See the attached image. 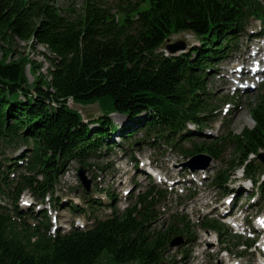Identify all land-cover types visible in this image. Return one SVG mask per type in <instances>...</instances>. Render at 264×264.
<instances>
[{
	"label": "trees",
	"instance_id": "trees-1",
	"mask_svg": "<svg viewBox=\"0 0 264 264\" xmlns=\"http://www.w3.org/2000/svg\"><path fill=\"white\" fill-rule=\"evenodd\" d=\"M52 1L0 0V144L20 150L15 158L0 160V197L14 206L0 204V264H97L103 255L112 264H163L171 238L188 240L193 226L178 214L166 227L154 225L157 206L166 198L154 184L122 211L86 196V208L71 205L70 210L84 213L92 225L67 232H50L47 210L22 209L18 197L28 191L37 203L48 195L56 200V184L71 162L86 171L99 167L139 131L147 143L154 137L187 156L205 152L222 159L224 167L211 183L223 192L231 172L241 166L255 185L264 172L257 159L264 153V89L249 107L251 128L228 130L210 142L198 143L195 135L218 107L207 89L208 69L230 52L249 17L264 21V6L258 0H122L119 19L91 0L81 12L63 14ZM180 32L193 34L199 44L165 54L166 38ZM16 39L47 50L45 74L29 62L31 82L26 56L18 53L16 60L6 61ZM69 99L97 102L108 111L85 120L68 107ZM114 112L126 115L131 126L116 124L110 117ZM228 148L233 155L223 159ZM9 172H19L13 187ZM257 187L264 198V182ZM107 208L111 212L99 218L97 213ZM199 227L214 231L226 245L250 246L216 219H205Z\"/></svg>",
	"mask_w": 264,
	"mask_h": 264
},
{
	"label": "rangeland",
	"instance_id": "rangeland-1",
	"mask_svg": "<svg viewBox=\"0 0 264 264\" xmlns=\"http://www.w3.org/2000/svg\"><path fill=\"white\" fill-rule=\"evenodd\" d=\"M259 1L264 6V0ZM84 2L85 0L52 1L54 5L60 8L61 14L66 13V11L81 12ZM91 2L109 8L116 17L121 18V14L117 10L124 4L122 0H91ZM243 27L241 33L235 37V40L231 41L232 46L229 54L217 62V65L214 64L211 69H208L207 89L211 93L214 103L219 108L217 110L214 109L216 111L213 110L214 112L209 117L211 118L214 115L212 120L199 131V135H195L198 143L201 141L210 142L213 138L223 135L228 130L239 133L244 127L251 128L254 124L249 114V107L262 94L264 74L258 75V81H256L255 76L250 72L251 66L256 61L255 58L251 62L245 63L242 61L244 57L242 54L246 49L245 43L249 40V42H252L256 38L250 37L249 33L257 31L259 27L264 33V22H259L249 17ZM178 41L185 44V50L182 52L187 51L193 45L199 44L198 39L191 33H173L166 38L162 45V50L168 53L167 45ZM12 47L13 52L7 55L6 61L16 60L17 56H19L18 53L26 56L28 63L24 69L28 82L33 81V75L29 70V62L35 61L40 65L39 71L43 74L46 73L48 63L43 55L47 54V50L44 47L32 41L23 42L17 39ZM250 48L254 49V47ZM178 53L181 52H176L175 54ZM241 67L245 68V70H242ZM244 71H247L251 77L248 79L246 77L242 80L234 77L235 75L242 76ZM241 85L252 86L253 89L243 90ZM67 104L68 107L79 112L85 119L95 118L108 111L106 105L100 106L97 102L83 105L74 103L69 99ZM111 117L119 126L125 122L124 117L118 114H114ZM153 138L149 139L152 142L147 143L145 142L147 138L139 131L132 139L123 142L122 148L115 147L114 153L109 158L100 160L98 162L99 167L95 164L91 165L87 171L88 178L91 180L87 194L97 199L112 201L113 198L110 199L109 195H107L109 193L114 196L113 203H117L116 207L123 209L136 198L138 193L144 192L150 184H156V180L160 179L158 177L153 179L147 175L145 169L150 164L161 175L162 179L166 180L164 182L160 179V187L165 190L166 198L157 206L159 216L154 225L158 228L162 225V227H166L172 222V215L178 214V216L183 215L193 226L190 230L192 235H188V240L184 237L183 242L179 246L169 248L165 254L163 264H259L263 262L262 251L256 254L255 249L251 248L243 252L244 256L239 257L238 254L241 248H235L232 243L226 248V244L222 241L223 238H217L214 232L205 231L199 227V221H204L208 216L219 218V213L224 210V198H222L224 189L213 186L211 183L212 176L222 166L223 160L212 161L206 168L190 172L181 166L189 156L181 154L178 148H172L164 142L160 141L157 143L153 141ZM115 139H118V137L116 136ZM185 147L191 148L192 145L187 143ZM19 152L20 150H15V148L11 147L4 148V145L0 144L1 161H4L5 157L9 159L15 158ZM225 153L224 159H230L233 155L232 148L225 149ZM261 153L264 159V153L262 151ZM2 165H0V170H3L1 169L3 168ZM77 169L78 165L71 163L65 168L64 175L60 177V182L54 193L58 204L55 203L56 200L54 198L50 197H47L42 203L43 207L47 209L50 221L49 229L51 231L57 228L65 232L72 227L73 223L78 227H82L90 226L93 222L83 213L74 215L68 208L70 202L87 207L86 201L83 199L84 189L75 176ZM18 174L19 172L8 173L11 187L14 186ZM239 176V170L234 171L229 183V187L234 189L235 192L233 196L234 203L231 208L233 212H236L235 224H238V228H230L228 226V229L231 233H241L245 238L249 234L243 229L250 225L251 216L264 212V200H260L256 195L255 188L252 189L248 182L241 181L242 178H239ZM260 181L264 182V174L261 176ZM7 188V186L4 187V189ZM249 189L255 194L253 198L246 196L247 191L249 193ZM193 192L196 195L193 197L189 196ZM28 194L27 191L21 193L18 199L20 207H27ZM0 204H5L8 208L14 207L10 199L6 197H0ZM97 215L99 218L105 217L103 211L98 212ZM223 248L226 251L223 252ZM184 250H186L185 253ZM97 264H112V262L107 256L103 255Z\"/></svg>",
	"mask_w": 264,
	"mask_h": 264
},
{
	"label": "water",
	"instance_id": "water-1",
	"mask_svg": "<svg viewBox=\"0 0 264 264\" xmlns=\"http://www.w3.org/2000/svg\"><path fill=\"white\" fill-rule=\"evenodd\" d=\"M167 50L170 53H175L179 50H182L185 48V44L181 41L172 43V44H168L167 45ZM118 115L122 116L125 118L126 115L121 114V113H117ZM211 161V157L208 156L207 154L204 153H198L196 155H193L188 161L183 163L184 167H187L189 170H196L198 168H204L206 167ZM77 175L79 177V180L82 184V186L88 190L89 189V184H90V180L87 178L86 174H85V170L82 168L78 169ZM182 241V238L180 236L174 237L171 241H170V247L175 246V245H179Z\"/></svg>",
	"mask_w": 264,
	"mask_h": 264
},
{
	"label": "bare ground",
	"instance_id": "bare-ground-1",
	"mask_svg": "<svg viewBox=\"0 0 264 264\" xmlns=\"http://www.w3.org/2000/svg\"><path fill=\"white\" fill-rule=\"evenodd\" d=\"M251 33H252V35H256L254 31H252ZM249 41H247L245 43L246 49L244 50V53L242 54V55H244L242 61L245 62V63H247V62L249 63V62H251L252 59L258 58V61H256L253 64V66H254V65H257L260 62L261 54L264 53V49H263L264 47L262 45H259L255 51H252V49L250 47H252V45L255 42H258V40L252 41V42H249ZM251 68H252V66H251ZM251 68H250V72H251ZM241 69L245 70V68H243V67H241ZM248 75H249V73L247 71L246 72L244 71L242 76L239 77V76L235 75L234 77H238L239 80H242L243 78L247 77V79H248L249 77H251V75H249V76ZM241 87L243 88V90L252 89L251 86L247 87V86L241 85ZM233 203H234V201L232 200V202L229 205H232ZM27 207L30 208V207H32V205L29 204ZM40 210H42V209H40Z\"/></svg>",
	"mask_w": 264,
	"mask_h": 264
}]
</instances>
